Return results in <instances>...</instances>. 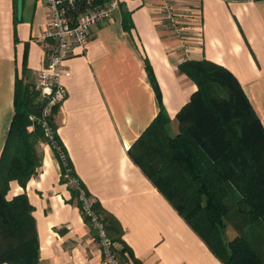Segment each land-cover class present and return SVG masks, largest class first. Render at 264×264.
<instances>
[{"label": "crops", "instance_id": "obj_1", "mask_svg": "<svg viewBox=\"0 0 264 264\" xmlns=\"http://www.w3.org/2000/svg\"><path fill=\"white\" fill-rule=\"evenodd\" d=\"M119 2L113 17L64 61L71 75L62 77L67 96L55 114L58 139L102 216L122 227V242L133 255L124 254L129 264H223L128 150L161 105L177 131L176 116L197 89L178 70L187 58L229 69L264 126V0L178 1L182 38L167 25L163 0ZM49 10L46 0H23L20 19L18 0H0V160L15 114L17 78L33 81L47 67L51 41L41 36ZM41 150L38 173L25 187L11 181L8 194L25 193L33 205L37 264H104L101 239L64 180L57 152L49 145Z\"/></svg>", "mask_w": 264, "mask_h": 264}, {"label": "trees", "instance_id": "obj_2", "mask_svg": "<svg viewBox=\"0 0 264 264\" xmlns=\"http://www.w3.org/2000/svg\"><path fill=\"white\" fill-rule=\"evenodd\" d=\"M108 1L79 0L78 10ZM178 70L197 89L176 116L177 131L171 130V118L161 105L129 155L223 264H263L264 126L240 81L225 66L187 58ZM33 83L17 78L15 114L0 160V264H37L39 258L33 205L25 193L8 197L11 181L25 187L38 173L41 144L48 142L39 122L48 99L33 89ZM60 105H53L45 118L55 125L50 124L54 141L64 150L56 128ZM58 157L63 174L70 170L76 176L68 157ZM72 189L79 196V190ZM96 203L94 210L106 221L109 237L123 245L114 246L116 256L129 264L124 254L133 255L122 242V227L104 218Z\"/></svg>", "mask_w": 264, "mask_h": 264}, {"label": "built area", "instance_id": "obj_3", "mask_svg": "<svg viewBox=\"0 0 264 264\" xmlns=\"http://www.w3.org/2000/svg\"><path fill=\"white\" fill-rule=\"evenodd\" d=\"M51 14V21L48 28L41 36L43 42L51 41L47 67L42 71H37L34 77L33 89L40 93L41 97L47 98L48 103L44 108L42 123L45 134L48 138L47 145L58 150L61 160H67L66 151L57 145L55 140V130L45 118L50 113L51 107L55 104H62L67 96V90L62 83L63 76H69L70 70L65 66L66 59L73 54L77 46H85L89 39V34L100 23L111 19L119 7V0H109L107 3L79 9V0H46ZM181 0H163L165 7V19L168 26L178 37L183 36L184 25L181 15L176 10L175 4ZM68 184L78 189L81 208L85 215L91 219L101 239L104 254V264H125L114 250V243L107 232L106 221L94 210V199L88 194L78 177L74 176L70 170L64 174ZM67 264H78L70 261Z\"/></svg>", "mask_w": 264, "mask_h": 264}, {"label": "water", "instance_id": "obj_4", "mask_svg": "<svg viewBox=\"0 0 264 264\" xmlns=\"http://www.w3.org/2000/svg\"><path fill=\"white\" fill-rule=\"evenodd\" d=\"M23 11V0H18V16L21 19Z\"/></svg>", "mask_w": 264, "mask_h": 264}, {"label": "rangeland", "instance_id": "obj_5", "mask_svg": "<svg viewBox=\"0 0 264 264\" xmlns=\"http://www.w3.org/2000/svg\"><path fill=\"white\" fill-rule=\"evenodd\" d=\"M49 124H51L52 126H55L54 124L50 123V121H49ZM45 145L47 146V142H46V143L43 142V143L41 144V148H44ZM229 234L232 235V234H234V232L231 231V232H229Z\"/></svg>", "mask_w": 264, "mask_h": 264}]
</instances>
